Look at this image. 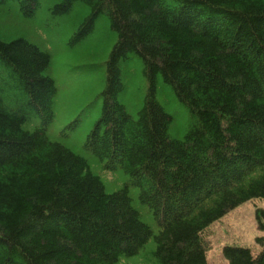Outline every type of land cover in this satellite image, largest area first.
<instances>
[{
    "label": "trees",
    "instance_id": "obj_1",
    "mask_svg": "<svg viewBox=\"0 0 264 264\" xmlns=\"http://www.w3.org/2000/svg\"><path fill=\"white\" fill-rule=\"evenodd\" d=\"M76 6L89 15L68 50L102 18L115 38L94 98L58 127L43 20ZM137 61L146 93L132 113ZM255 198L264 0H0V264H126L149 247L143 264H209L206 230ZM257 219L264 228L263 209ZM257 243L258 253L226 245L224 257L264 264Z\"/></svg>",
    "mask_w": 264,
    "mask_h": 264
},
{
    "label": "rangeland",
    "instance_id": "obj_2",
    "mask_svg": "<svg viewBox=\"0 0 264 264\" xmlns=\"http://www.w3.org/2000/svg\"><path fill=\"white\" fill-rule=\"evenodd\" d=\"M89 15V9L86 6H76L73 12L60 19L43 20L46 24L48 34L52 38L51 45L55 46L53 62L50 74L55 77L58 86L55 108L58 113L56 124L58 127L62 124L71 122L69 119L76 116L83 107L84 99H92L96 90V79L98 75H103L104 64L100 63L108 56L114 42V35L110 30L107 19L102 18L97 22L95 32L91 39L78 46L75 50H68L66 44L82 22ZM14 22L10 25L20 26L21 21L14 14L9 15ZM21 25V27H23ZM30 26V25H29ZM3 31V28L1 29ZM29 29L28 34H31ZM93 62V68L97 69L92 72H85L83 68H77L76 65L81 63ZM134 67V79L128 93L126 101L132 102L129 106L132 113L136 112L143 104L144 94L146 93V83L142 76V68L137 61ZM139 71V73H138ZM142 79V81L140 80ZM91 83V86H85ZM139 88V89H137ZM169 93V92H167ZM142 94V96H141ZM86 95H89L87 98ZM168 97L173 98L172 95ZM183 125L184 119L178 120ZM77 133L82 136L85 128L80 127ZM105 178H107L105 176ZM108 179L111 180V177ZM107 179V180H108ZM113 181V180H112ZM264 210V199L255 198L248 200L236 208L229 211L220 220L214 222L204 233L205 242L208 245L207 259L209 264H228L224 257L223 248L226 245H236L249 247L253 252L258 253L261 249L257 243L259 237H264V228H261L257 219V211ZM149 247L138 258L125 261L126 264H143L144 259L148 256Z\"/></svg>",
    "mask_w": 264,
    "mask_h": 264
}]
</instances>
